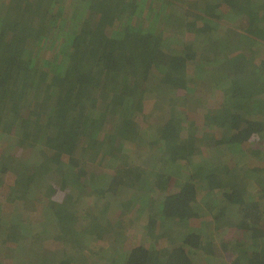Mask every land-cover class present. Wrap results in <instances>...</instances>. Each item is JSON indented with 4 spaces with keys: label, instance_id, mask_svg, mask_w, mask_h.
<instances>
[{
    "label": "trees",
    "instance_id": "16d2710c",
    "mask_svg": "<svg viewBox=\"0 0 264 264\" xmlns=\"http://www.w3.org/2000/svg\"><path fill=\"white\" fill-rule=\"evenodd\" d=\"M263 41L264 0H0V137L12 131L20 147L43 154L33 175L18 180L29 189L24 200L10 214L0 210V253L7 248L0 264H88L36 240L41 225L30 214L42 196L34 184L53 173L58 193L105 199L100 214L82 219L60 204L46 207L45 220L69 244L104 247L98 264H264V206L240 193L234 177L245 159L264 154V62L254 64ZM213 59L215 68L207 66ZM175 81L188 104L214 99L203 122L220 135L209 143L225 145L220 168L202 153L210 136L184 130L169 105ZM150 97L152 110L163 103L170 117L162 128L151 126L146 153L125 162L128 143L144 137L137 117ZM119 189L130 190L131 201L137 192L154 194L158 219L180 228L163 252L125 229L111 231L110 220L117 225L136 205L111 199ZM215 194L219 201L206 205ZM235 223L244 239L228 242L224 253L222 238ZM16 254L23 258L14 263Z\"/></svg>",
    "mask_w": 264,
    "mask_h": 264
},
{
    "label": "rangeland",
    "instance_id": "374dc122",
    "mask_svg": "<svg viewBox=\"0 0 264 264\" xmlns=\"http://www.w3.org/2000/svg\"><path fill=\"white\" fill-rule=\"evenodd\" d=\"M240 21L242 24L246 23L244 18H242ZM183 30L185 31L184 27ZM176 35L178 37L180 36L182 38H186L190 34L177 32ZM241 47H243L244 52L246 53L248 47L246 48L244 45ZM259 49L261 51L254 60L255 65H260L262 64V62H264V47H259ZM223 54V57H221L222 60H224V58H228L224 57L226 54ZM234 55L238 56V52H234L230 56ZM217 61V59H213L212 63L207 64V66L215 68L218 65ZM152 79L153 81H151L150 84H156L157 81L155 80V78ZM180 79H182V77H178V80ZM206 87H209V85L207 84ZM184 88L183 85H180V82L175 81L167 91V93H169L170 95L169 105L172 107V109H175L179 112V117L181 115V119L184 121L183 129L185 130V128L192 127L193 129L195 128V130H197L198 128L197 132H202L204 137L210 136V139L204 138L206 140L205 145H207V142L209 143L217 141L216 138H219L220 135H218V133L213 129L208 130V128L204 126L203 122V116L205 115V113H207L209 107L214 108L216 106V104L214 103V99L210 100L209 102H207L206 100H198L197 102V98H192L191 101L193 104H188L183 99ZM150 99L151 97L144 105V114L137 117L138 125H140V128H144V131H140L139 129V132L144 137H142L141 140L140 138H138L134 143H128L130 145L127 146V150L124 152L122 157V160H125V162H129L130 159L133 160V158H136L139 152L146 153L153 130L151 126L162 128L170 117V108H167L163 103L157 104V107H159L160 110H152L156 107H153V105H151L152 101ZM200 102L203 103L200 104ZM181 111L184 113H182ZM150 112H153L151 117L145 116V114L150 115ZM143 122H145L146 124H142ZM19 140L20 139L18 137H14L12 131L9 135L0 137V210L2 211V214L5 215L14 212V207L18 203V201L24 200V198L21 200L20 197L22 195L24 197V194L27 193L29 189L24 185H21L22 183H19L18 180L21 177L26 178V176L29 174L33 175V172H35V167L41 164L40 159L43 155L40 151H38L39 148L32 149L20 147V145L18 144ZM222 147H225V145L222 144L212 146L211 143H209V147L203 146L201 148L204 157H206L215 167H219V164L224 163V157L226 156V154L225 150L223 152ZM247 147L249 148V151L254 148L253 145ZM58 171L60 173L62 172L61 169H59ZM53 174L54 177H51V175L49 176V178L45 176V178H41V181H38V183L34 184L37 190L36 193L42 196V198H39L40 200H37L35 202V204L33 205V210L30 214L31 222L41 225L38 228H35V231H37V233L35 234L37 236L36 240L37 242L40 240H44V247L52 251V253L54 252V254H57L58 256H61L63 252L67 250L69 251V253L74 254L72 256L81 259L80 261H85L86 263L88 262V264H98L99 261L104 260V256L100 255V252L104 249V247L99 245L100 247H94V250L91 249V251H89V247L87 246V244H81L83 250L82 253L79 252V246L81 245H78V242H76L75 244H69L71 241L68 237L64 238L63 236H60L57 224L45 220L47 217L46 207L51 203L60 204L63 211L67 213V216L68 214H71L72 216H74V218L82 219L88 214H100L101 210L104 207L105 199L101 198L98 200L96 196L89 197L85 195L92 190L91 186H88V189L86 188L84 191H82V193L87 192L82 194V196L85 195L82 201H77L68 193L60 194V192L58 193L57 191L58 179L57 177H55L56 173ZM234 177L235 187L239 190L240 193H250L254 196H257L256 199L262 204V206H264V154H260L259 156L255 157L250 156L249 159H245V161L239 165L237 169V175H235ZM256 177H258V179ZM180 178L183 179L184 177L182 176ZM131 194L132 193H130V190L119 189L116 193V196H113V198L111 199L115 198V200H118L117 203L131 201L129 200ZM149 196L150 192H137L136 194H134V199L131 202L136 203V205L133 206L132 204H130L131 209L124 212L121 219L123 223L118 222V224L115 225V221L110 220L108 226L110 227L111 225V231L115 234H121L125 229V236L128 235L131 236L135 241H139L142 243L144 242V245L146 247L150 246V243L154 245V248L161 247L160 249L163 252V249H166V238L168 236L175 235V233H173L172 231L180 232V228L178 229L175 226L174 229H172L171 227L167 228L166 224L158 219V216L156 215V213L158 212L156 196L154 194H151V197ZM216 197L217 198L214 197L213 200H209L206 205L215 204L214 202L219 201L220 196ZM128 203L130 202H127V204ZM140 204L147 205V212L144 211V208ZM82 209L85 210V213ZM120 210H122V207H120ZM141 210H143L142 214H139L134 218V214ZM235 221L236 220H234L232 217L230 222L234 223ZM145 224L147 225L146 228H144ZM194 224L198 225L199 221H195ZM235 224L236 225H233V227L229 228L231 230L225 233L222 238V241L225 243H221L220 248L222 249V251H224V253L228 250V247H230V245H228V242H230L231 240H238L239 238L244 239V230L242 229L241 224ZM10 225V228L15 226V224ZM118 225H121V227H119ZM150 230H152L151 233ZM5 238L6 241L10 243V236ZM246 241L248 242V240ZM56 242L58 243V245L56 244ZM3 246L5 247V244H3ZM8 247L12 246L9 245ZM4 249L7 250V248ZM6 250L1 249L0 260H4V254L7 253L5 252ZM225 255L230 256L227 261L231 262V260L233 259H231V254L227 252ZM15 256H17V258L14 263H16L18 258H23L21 254H16Z\"/></svg>",
    "mask_w": 264,
    "mask_h": 264
}]
</instances>
